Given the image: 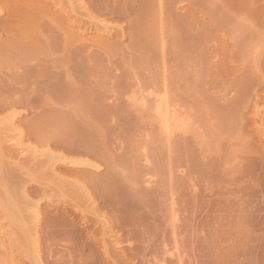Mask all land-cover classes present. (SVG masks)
<instances>
[{"label":"rangeland","instance_id":"374dc122","mask_svg":"<svg viewBox=\"0 0 264 264\" xmlns=\"http://www.w3.org/2000/svg\"><path fill=\"white\" fill-rule=\"evenodd\" d=\"M36 1L57 22L52 25L48 21L51 29L40 37L50 35L53 41L33 45L38 37L30 34L33 17L27 3L19 1L14 4L17 12L12 7L10 15L0 14V48L12 38L17 44L9 47V58L18 53L38 57L1 64L4 58L0 53V82L14 85L26 70L48 69L58 74L60 84L67 82L76 90H88L91 98L102 96L109 107L126 102L130 92L119 94L116 88L126 83L128 89L141 92L147 109L143 117L136 112L109 116L104 133L94 119L75 116L58 101L16 107L21 112L13 126L30 127L32 132L22 139L26 151L23 156L29 161L24 189L28 204L36 203L34 225L40 264L47 263L48 253L52 254V264H73L70 251L57 240L58 236L48 241L53 226H64L74 235L88 226L98 227L100 220L110 221L113 210L130 213L128 224L115 226L112 231L124 236L117 246L132 259L131 264H264L258 247L264 240V222L245 223L250 210L245 206L250 199L245 189H231L223 182L201 176V148L210 149L209 158H215L220 154L217 148L221 141L202 144L206 142L205 128L193 100L198 93L218 96L224 87L230 90L232 77L240 73L237 69L259 67L264 71V63H254L259 46L237 57L231 37L217 28L201 49L204 64L196 65L199 57L179 66L169 41L179 32L174 26L175 17L183 18L185 36L209 21V7L197 0H178L170 14L158 11L157 0H82L83 8L72 12L77 13L74 22L69 21L72 16L66 10L61 13L60 7L50 1ZM86 14L109 29L96 30ZM66 39L70 41L64 45ZM142 49L155 60L134 64ZM127 60L133 65L126 66ZM143 80H147L145 87ZM178 80L185 81L187 90H177L173 96V84ZM164 91L167 105L156 110V98ZM25 92V97L31 96L30 90ZM8 97L13 98L0 90V102ZM244 121L235 134L250 137L253 131L247 124L249 120ZM182 137L193 155H179L176 142ZM81 148L96 153H85ZM48 149L66 160L42 167L41 154ZM249 149L259 152L262 147L254 140ZM158 156L162 165L159 169ZM168 161L170 169L166 168ZM256 176L264 181V169L256 170ZM160 179L163 185L158 188ZM86 194L100 196L97 204L87 202ZM102 197L121 201L106 205ZM77 253L86 258L89 249H78ZM99 253L103 257L102 250ZM26 264H38L35 255H28Z\"/></svg>","mask_w":264,"mask_h":264},{"label":"bare ground","instance_id":"6f19581e","mask_svg":"<svg viewBox=\"0 0 264 264\" xmlns=\"http://www.w3.org/2000/svg\"><path fill=\"white\" fill-rule=\"evenodd\" d=\"M19 1L27 3L30 7L28 12L30 11L29 14L33 17L32 22L29 24L30 34L38 37L36 44L33 45H49L53 41L50 35H46L45 39L40 37L44 34V31H48V21L52 25H57V22L49 17L47 9L43 8L36 0H0V14L8 12V15H10V8H14V4ZM43 1H50L54 6H59L61 13L66 10L65 12L72 16L70 22L77 20V13L72 14V12L83 8L82 0ZM177 1L157 0V9L159 12L166 10L170 14L173 5ZM197 1L200 5L203 4L209 7V21L196 28L191 35H183L184 20L175 17L174 26L179 32L176 33V36L173 35L169 41L173 57L179 66L191 63L194 58L198 59L199 57L201 60L198 59L196 65L204 64L201 49L204 41L209 38L210 34L217 31V28L231 37L232 45L236 48L235 55L237 57H241L259 46V50L255 51L254 63H264V0ZM20 8L18 9L20 10ZM14 11L17 12L18 10ZM86 16L88 22L93 24L96 30L105 31L109 29L106 24L97 20L92 21L90 20L91 16L87 14ZM63 41L65 45L70 39ZM16 44L10 38L8 43L0 48V53L4 58L1 64L14 63V60H38V57H33L34 55L27 57L26 54L22 53L16 54L19 56L9 58V47ZM154 60L153 56L148 55L147 51L142 49L141 55L133 63L140 65ZM133 63L127 60L126 66H131ZM239 70L240 73L233 76L230 81V90H226V87H224L220 90L218 96L198 93V96L193 97L201 117V123L205 128L206 142L202 144L207 146L212 142L221 141V145L217 148V152L220 154L215 158H209L210 149L201 148V176L209 181L223 182L231 189L244 188L246 198H250L247 205H245L250 209L248 216L245 218V223L247 225H262L264 222V181L257 178L256 170L259 168L264 169V71L259 67H255L254 70L237 69V71ZM39 77L44 79L38 81L37 78ZM146 85L147 80H143V86ZM127 87L126 83L119 84L116 87L119 94L125 91L126 93L130 92L126 102L120 101L119 105L109 107L102 96L97 97V99L91 98L87 96L90 92L88 90H76L71 83L67 82L60 84L58 74L48 69H39L38 72L32 69L26 70V74L17 78L14 85L0 82L1 92L13 96V98L8 97L0 102V113L3 112V114H0V264H26V257L31 254L35 255L38 264H40L37 244L38 233L34 225L38 216L36 203L28 204V197L24 189V183L29 177V168L26 165L29 161L28 158L23 156L26 151L22 145V139L25 135L30 137L32 132L30 127H26V130L13 126V120L19 118L21 112L16 107L25 104L42 106L58 101L66 104L65 107L70 109L71 114L75 116L85 115L94 119L105 133L108 130L107 118L109 116L124 114L125 112H130L126 114L130 116L132 112H136V115L143 117L147 111L144 103L145 97L141 92ZM27 90L31 91L30 97H25V91ZM172 90L173 96L176 95L177 90L186 91L185 81L178 80L175 82ZM167 97V92L164 91L162 96L156 98V110H159L162 104L167 105ZM245 119L249 120L247 124L253 131L250 137L235 134L243 127ZM164 126L166 127V125ZM254 140L262 147L259 152L249 149L251 141ZM167 146L169 147V143H167ZM176 148L179 152L181 151L179 155H184V157L193 155V150L184 137L176 142ZM81 150L85 153H96L87 148H81ZM41 156L44 158H41L40 164L45 168H50L58 160H66L62 158V154H53L49 149ZM158 158L159 156L157 157L156 168L159 169L162 168V165ZM170 158L171 156L168 155L167 159ZM68 161L73 162V160ZM30 163L32 162L30 161ZM78 163L84 162L79 161ZM225 165L228 167H225ZM94 168L95 170L98 169L97 166ZM166 168H171V162H167ZM158 184V188H161L163 185L161 179ZM155 193L158 195L159 192L155 191ZM97 197L100 198L95 194H86L85 200L96 205ZM120 201V199L103 198V204L106 205H110L112 202L118 204ZM109 218L110 221L100 220L98 227L88 226L82 232L74 235L73 232L68 233L64 226L58 229L53 226L48 231V241L51 243L52 238L58 236L57 240L70 251L69 259L73 261V264H131L132 259L120 251L117 246L124 236L122 233L116 234L112 231L115 226L123 227L126 223L128 224L127 219L131 218L130 213L113 210L110 212ZM79 219L83 220L82 217ZM135 226L137 224L133 225V227ZM106 237L111 239L107 242ZM258 247L264 256V240L260 242ZM86 248L89 249V255L86 258H81L77 251ZM99 250H102L103 257H101ZM129 253L131 254L130 249ZM51 257L52 254L48 253L46 264H52ZM152 260L156 261V255H153Z\"/></svg>","mask_w":264,"mask_h":264}]
</instances>
